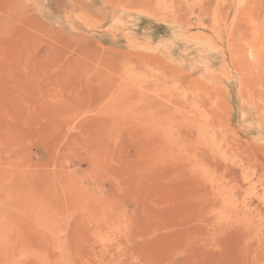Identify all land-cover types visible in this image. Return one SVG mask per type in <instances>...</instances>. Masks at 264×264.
<instances>
[{
  "label": "rangeland",
  "instance_id": "374dc122",
  "mask_svg": "<svg viewBox=\"0 0 264 264\" xmlns=\"http://www.w3.org/2000/svg\"><path fill=\"white\" fill-rule=\"evenodd\" d=\"M260 60L264 0H0V264H264Z\"/></svg>",
  "mask_w": 264,
  "mask_h": 264
},
{
  "label": "bare ground",
  "instance_id": "6f19581e",
  "mask_svg": "<svg viewBox=\"0 0 264 264\" xmlns=\"http://www.w3.org/2000/svg\"><path fill=\"white\" fill-rule=\"evenodd\" d=\"M253 66H254V68H252V69H254V70H252L254 72L253 74L250 73V71L248 70L249 66L246 68H243V65L241 64L239 67V68H242L243 71H245V69L247 70L246 71L247 74L245 75V78H244L246 81V84L248 82H251V83H253L254 86H255V84L257 86L258 82L260 81L261 85L264 87V85H263L264 84V63L262 64V62L260 60L257 63H254ZM249 91H250V89H249ZM262 94H263V91L261 89H259L258 87H256L254 89V92L251 93V97L256 96L257 98L261 99ZM262 103L264 104V99L262 100Z\"/></svg>",
  "mask_w": 264,
  "mask_h": 264
}]
</instances>
